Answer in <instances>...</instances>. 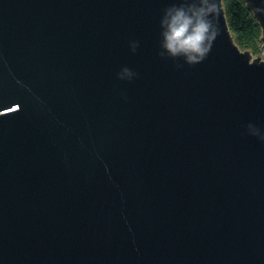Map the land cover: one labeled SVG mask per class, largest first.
Listing matches in <instances>:
<instances>
[{"label":"water","instance_id":"1","mask_svg":"<svg viewBox=\"0 0 264 264\" xmlns=\"http://www.w3.org/2000/svg\"><path fill=\"white\" fill-rule=\"evenodd\" d=\"M180 2L0 0V264H264V60L222 0L161 56Z\"/></svg>","mask_w":264,"mask_h":264},{"label":"clouds","instance_id":"2","mask_svg":"<svg viewBox=\"0 0 264 264\" xmlns=\"http://www.w3.org/2000/svg\"><path fill=\"white\" fill-rule=\"evenodd\" d=\"M213 0H181L165 9L160 20L161 56L173 59L182 58L185 63L200 62L209 51L205 45L210 40L211 22L209 17L214 11ZM130 50L135 52L137 41L129 42ZM136 73L124 66L118 73L119 79L131 80ZM249 134L264 140V130L254 123L246 126Z\"/></svg>","mask_w":264,"mask_h":264},{"label":"trees","instance_id":"3","mask_svg":"<svg viewBox=\"0 0 264 264\" xmlns=\"http://www.w3.org/2000/svg\"><path fill=\"white\" fill-rule=\"evenodd\" d=\"M229 29L242 51L260 56L263 51V29L245 0H222Z\"/></svg>","mask_w":264,"mask_h":264},{"label":"rangeland","instance_id":"4","mask_svg":"<svg viewBox=\"0 0 264 264\" xmlns=\"http://www.w3.org/2000/svg\"><path fill=\"white\" fill-rule=\"evenodd\" d=\"M254 57H262V59L264 60V52L260 56H254Z\"/></svg>","mask_w":264,"mask_h":264}]
</instances>
